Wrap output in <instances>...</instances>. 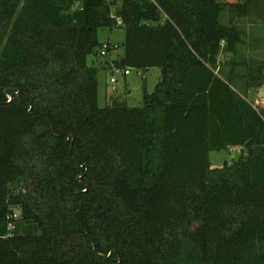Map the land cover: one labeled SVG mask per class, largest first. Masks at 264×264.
Instances as JSON below:
<instances>
[{
  "label": "trees",
  "instance_id": "16d2710c",
  "mask_svg": "<svg viewBox=\"0 0 264 264\" xmlns=\"http://www.w3.org/2000/svg\"><path fill=\"white\" fill-rule=\"evenodd\" d=\"M243 16L264 22V0H0V264H264V116L234 87L264 60L240 52ZM115 26L110 78L160 68L141 106L98 104L88 57Z\"/></svg>",
  "mask_w": 264,
  "mask_h": 264
},
{
  "label": "rangeland",
  "instance_id": "374dc122",
  "mask_svg": "<svg viewBox=\"0 0 264 264\" xmlns=\"http://www.w3.org/2000/svg\"><path fill=\"white\" fill-rule=\"evenodd\" d=\"M227 15L226 13H222L220 17L221 22H227ZM245 28H242L244 32ZM97 37L99 42L103 45H105L106 42H109L110 44L117 45V48L112 50L109 54L105 55L106 57H93L89 56L88 60L95 59L94 64L97 67V80H98V104L99 106H104L106 103L109 102L110 96L116 97L117 95L119 99L124 100L128 106H141L142 105V96L144 93V90L151 92L156 83L159 80L160 77V68L158 67H152L149 68L147 71H143V73H139V70L136 68H128L129 74L124 75L122 71H117L114 75L118 79L116 82V88L117 90L113 91L111 89L110 84V76L111 73L107 70H105L103 67H101V63L105 60V58L109 59H116L119 55L123 53L122 48V42L124 40V30L118 26L113 27L112 29H109L107 27H100L97 30ZM258 47V46H257ZM263 47V48H261ZM260 52L255 53L254 51V45L250 43H244L241 45L240 52L243 53L245 57L251 58V59H263L264 60V45H261ZM254 51V52H253ZM260 54V58H256L254 54ZM253 56H251V55ZM250 56V57H249ZM93 57V58H92ZM230 59V53H222L219 54L218 60L222 64V69L226 72H228L230 65L226 64V66H223V63L229 61ZM249 60V59H248ZM104 63V62H103ZM102 63V65H104ZM234 71H241L243 72L242 68L234 67ZM239 69V70H238ZM264 80L262 81V83ZM243 81L241 78H234V87L236 89H239L241 91L242 96H244L247 100L251 101V103L256 106V108L259 107V104H256L254 101L258 100L260 104L263 103L264 98H261L258 96V93L256 89L258 87H253L250 89H247L246 93H244L243 90ZM262 85H259V87ZM106 91V93H105ZM107 95V96H106ZM106 96V100H105ZM260 99V100H259ZM241 154H247L246 151L241 146H234L230 149H221V150H211L209 152V160H210V166L211 167H218L223 164L224 161H227L230 164V161L236 160L239 155Z\"/></svg>",
  "mask_w": 264,
  "mask_h": 264
},
{
  "label": "crops",
  "instance_id": "0c3cea01",
  "mask_svg": "<svg viewBox=\"0 0 264 264\" xmlns=\"http://www.w3.org/2000/svg\"><path fill=\"white\" fill-rule=\"evenodd\" d=\"M225 13L227 15V19H229V17H230L229 13L228 12H225ZM232 21L234 23H236L241 29L245 28L244 30H246V31L244 32V40H245L244 43L253 44L254 45L253 50L256 51L255 53H259L262 50V49L260 50L261 45H264V22H262L261 20H257L252 16L236 17V18H232ZM261 48H263V47H261ZM251 54H254V53H251ZM251 56H253V55H251ZM254 56L256 58H260L259 57L260 54H254ZM117 81H118V79H117ZM261 85L262 86H260L256 89V91L258 93V96L256 98H258L259 96L261 98H264V82ZM115 90H117L116 85H115ZM105 93H106V91H105ZM106 96H105V100H106ZM117 96H120V95H117ZM112 98H114V97L110 96V99H112ZM258 109L262 111L263 116H264V104H260Z\"/></svg>",
  "mask_w": 264,
  "mask_h": 264
},
{
  "label": "built area",
  "instance_id": "2783aa9c",
  "mask_svg": "<svg viewBox=\"0 0 264 264\" xmlns=\"http://www.w3.org/2000/svg\"><path fill=\"white\" fill-rule=\"evenodd\" d=\"M111 45H113V47H116V45H114V44H111ZM110 44H108V43H105V45H103L102 47H101V50H100V53H101V55H104V54H106V49L108 48V46H111ZM117 71H119V70H116L115 72H117ZM123 74L124 75H126V74H129V69H123ZM110 82H111V88L112 89H114V84L117 82V78L115 77V76H112L111 78H110ZM10 99V98H9ZM260 100V99H259ZM258 100H256V101H254L256 104H259L260 105V103L259 102H257ZM254 104V103H253ZM252 104V105H253ZM261 104H264V100H263V103H261ZM253 107H255L256 108V106H254L253 105ZM12 217H15L16 216V213H14V214H12L11 215ZM13 227V223L12 222H9V225H8V228L9 229H11Z\"/></svg>",
  "mask_w": 264,
  "mask_h": 264
}]
</instances>
